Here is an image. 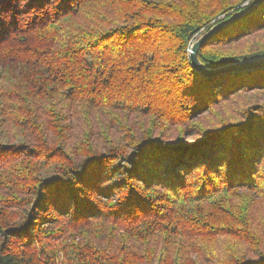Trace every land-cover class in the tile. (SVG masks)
Returning <instances> with one entry per match:
<instances>
[{
  "label": "trees",
  "instance_id": "trees-1",
  "mask_svg": "<svg viewBox=\"0 0 264 264\" xmlns=\"http://www.w3.org/2000/svg\"><path fill=\"white\" fill-rule=\"evenodd\" d=\"M252 1L0 0V264H264Z\"/></svg>",
  "mask_w": 264,
  "mask_h": 264
},
{
  "label": "water",
  "instance_id": "water-1",
  "mask_svg": "<svg viewBox=\"0 0 264 264\" xmlns=\"http://www.w3.org/2000/svg\"><path fill=\"white\" fill-rule=\"evenodd\" d=\"M264 0H253L249 5L245 4L246 7L240 11L234 13L228 19L222 18L220 22L214 24L207 32L202 34L198 40H196L188 50L189 58L194 69L202 75L212 77L220 73L237 72V71H248L255 70L264 67V53L229 63L220 67L210 68L205 66L199 59L198 55L204 45L210 41L214 36L218 35L223 30L230 27L232 24L240 20L241 18L250 15ZM244 6V5H243Z\"/></svg>",
  "mask_w": 264,
  "mask_h": 264
},
{
  "label": "rangeland",
  "instance_id": "rangeland-1",
  "mask_svg": "<svg viewBox=\"0 0 264 264\" xmlns=\"http://www.w3.org/2000/svg\"><path fill=\"white\" fill-rule=\"evenodd\" d=\"M199 38V37H198ZM198 38H197V40H198ZM186 143H190V140H187V142Z\"/></svg>",
  "mask_w": 264,
  "mask_h": 264
}]
</instances>
